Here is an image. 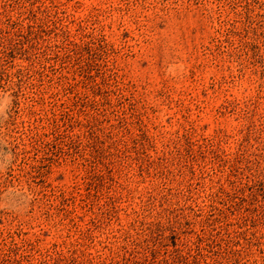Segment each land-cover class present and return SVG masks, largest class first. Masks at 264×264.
Listing matches in <instances>:
<instances>
[{
    "label": "rangeland",
    "instance_id": "obj_1",
    "mask_svg": "<svg viewBox=\"0 0 264 264\" xmlns=\"http://www.w3.org/2000/svg\"><path fill=\"white\" fill-rule=\"evenodd\" d=\"M0 264H264V0H0Z\"/></svg>",
    "mask_w": 264,
    "mask_h": 264
}]
</instances>
